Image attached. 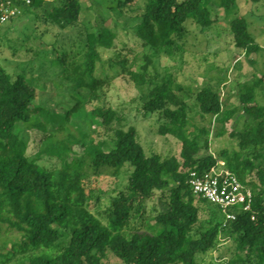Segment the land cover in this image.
Segmentation results:
<instances>
[{"label":"trees","instance_id":"16d2710c","mask_svg":"<svg viewBox=\"0 0 264 264\" xmlns=\"http://www.w3.org/2000/svg\"><path fill=\"white\" fill-rule=\"evenodd\" d=\"M31 1L23 13L44 2ZM63 1L47 13L48 18L70 25L79 23L83 12L81 1ZM132 1L118 0V3L125 6ZM210 4L211 0H146L137 34L145 45L170 55L176 38L187 33L189 21L206 28L212 24ZM220 5L231 12L237 9L238 2L220 0ZM230 27L237 48L246 55L260 51L261 44L249 30L244 16H235ZM113 37L114 33L108 29L100 34L89 33L83 59L65 68L64 78L73 81L76 88L89 89L90 95L99 97L106 79L95 74L101 59L98 44L110 46ZM61 61L65 67L68 65L63 58L56 60ZM128 72L135 82L145 84V71L130 68ZM261 83L259 78L241 86L243 110L256 120L250 127L233 133L241 149L264 146V103L257 102L254 91ZM177 87L170 76L164 77L154 84L143 105L147 112L160 113L163 118L160 133L174 134L181 141L180 155L162 157L159 153L147 154L135 126L115 128V142L110 149L104 148V141L86 144L83 134L70 127L73 112L82 104L80 99L67 112L43 110L34 106L35 87L25 74L13 75L0 64V234L4 235L0 237V264H108L105 261L108 249L127 264H206L199 256L215 248L221 234L232 235L238 249L245 252L244 255L238 252L231 263L264 264V167L257 169V180L248 179L255 169L254 161L240 159V152L229 158L228 152L223 151L221 155L228 169L254 192L252 210L240 212L235 220L227 222L224 219L214 222L213 213L209 226L201 225L202 211L210 203L193 193L191 171L203 172L218 159L213 155L199 156V141L189 131L190 105L179 96ZM197 100L203 114L222 113L223 122L235 112L223 110L221 95L212 86L199 89ZM37 111L43 117L38 128L44 137L37 156L30 158L26 142L16 128ZM93 113L106 127L122 120L107 105L94 107ZM51 123L57 125L53 130L48 128ZM75 144L82 146L95 166H111L116 171L125 166L131 168L129 194L113 197L108 223L87 207L83 162L75 157L70 159ZM42 153L57 157L61 166L42 165L38 160ZM156 191L167 197L166 206L153 217L159 230L152 226L151 230L126 232L134 202L149 199ZM12 234L16 237L7 246L6 236Z\"/></svg>","mask_w":264,"mask_h":264},{"label":"rangeland","instance_id":"374dc122","mask_svg":"<svg viewBox=\"0 0 264 264\" xmlns=\"http://www.w3.org/2000/svg\"><path fill=\"white\" fill-rule=\"evenodd\" d=\"M80 1L83 12L77 24L51 21L47 13L64 1L44 0L40 7L31 6L30 12H22L0 27V64L13 75L20 72L25 74L35 87L34 106L51 113H62L74 107L80 99L82 104L73 112L70 127L76 133L83 134L86 144L104 141V148L110 149L115 142V128L135 126L147 154L178 156L181 151L179 138L174 134L160 133V124L163 123L160 113L147 112L143 106L154 84L170 76L179 86V96L190 105L189 131L191 137L199 141V156L213 155L218 159L216 166L228 169L222 152L227 151L229 158L240 152V159L254 161L255 169L250 171L248 179L257 180V169L264 167V146L241 149L233 133L256 122L243 110L244 104L240 98L242 84L262 79L254 91L257 102L264 103V0H237V9L231 12L220 5V0H211L212 24L206 28L189 21L187 33L176 38L170 55L145 45L137 34L146 0H133L125 6L120 5L118 0ZM237 15L247 19L249 30L261 44L259 52L246 55L234 45L230 22ZM106 29L114 33V37L110 46L98 44L101 59L97 62L95 74L106 79V84L100 96L96 97L90 95L89 89L76 88L73 81L64 78L63 72L72 63L83 59L88 34H100ZM58 58H63L68 65L65 67L62 61L56 62ZM144 64H147L146 69ZM130 68L145 71V84H138L131 78L128 72ZM204 86L218 90L223 110H235L230 119L223 122L222 113L208 115L201 112L197 91ZM102 105L111 106L122 120L106 127L102 119L93 113L94 107ZM42 119L37 111L28 122L17 124V133L26 142L30 158H35L41 148L44 134L38 128V123ZM55 126L56 123H51L48 128L53 130ZM74 157L83 162L88 209L102 222L108 223L113 197L129 194L127 188L131 168L125 166L116 171L111 166H95L80 144L74 145L70 159ZM38 160L48 168L61 166L57 157L47 153H42ZM162 195L161 191H156L149 199L136 200L130 223L124 230L132 233L151 230L152 226L159 230L153 217L166 206L167 197ZM213 213L214 222L223 220L222 210L210 203L202 211L200 224L208 227ZM3 236V233L0 234V237ZM15 237L16 234L6 236V245L10 246ZM238 252L241 255L245 253L238 249L235 238L221 234L217 246L199 256V259L206 264H237L230 260ZM105 261L108 264H127L111 249L106 251Z\"/></svg>","mask_w":264,"mask_h":264},{"label":"built area","instance_id":"2783aa9c","mask_svg":"<svg viewBox=\"0 0 264 264\" xmlns=\"http://www.w3.org/2000/svg\"><path fill=\"white\" fill-rule=\"evenodd\" d=\"M31 0H0V27L19 16ZM213 165L198 172L191 171L190 184L197 197L219 207L224 220H235L240 212L252 210L254 192L229 169Z\"/></svg>","mask_w":264,"mask_h":264}]
</instances>
